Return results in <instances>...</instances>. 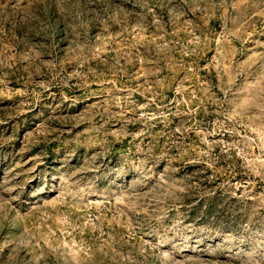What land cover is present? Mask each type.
Here are the masks:
<instances>
[{
	"label": "rangeland",
	"instance_id": "374dc122",
	"mask_svg": "<svg viewBox=\"0 0 264 264\" xmlns=\"http://www.w3.org/2000/svg\"><path fill=\"white\" fill-rule=\"evenodd\" d=\"M0 264H264V0H0Z\"/></svg>",
	"mask_w": 264,
	"mask_h": 264
}]
</instances>
